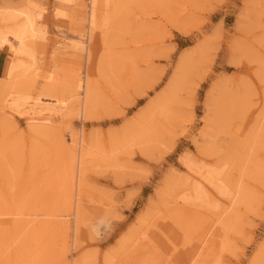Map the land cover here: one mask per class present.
Returning <instances> with one entry per match:
<instances>
[{"label":"rangeland","instance_id":"1","mask_svg":"<svg viewBox=\"0 0 264 264\" xmlns=\"http://www.w3.org/2000/svg\"><path fill=\"white\" fill-rule=\"evenodd\" d=\"M0 264H264V0H0Z\"/></svg>","mask_w":264,"mask_h":264},{"label":"bare ground","instance_id":"2","mask_svg":"<svg viewBox=\"0 0 264 264\" xmlns=\"http://www.w3.org/2000/svg\"><path fill=\"white\" fill-rule=\"evenodd\" d=\"M42 15V14H41ZM41 15L39 14L38 17L36 18H31L30 19V22H31V25H32V29L33 31L35 30V25H34V22L37 20V19H40ZM35 19V20H34ZM93 21V20H92ZM27 29V28H26ZM21 30V29H20ZM21 32V31H20ZM22 33V32H21ZM35 33V32H34ZM25 35V34H24ZM38 35V34H37ZM36 37V36H35ZM15 39L16 41L18 42H22V37L20 35H15ZM5 43H8L9 44V41H6V40H3L1 41V45H6ZM13 51H14V54H15V57H17V55H19L20 53H22V51L20 50H17L15 49L13 46ZM16 61H13V65L11 67V70H10V73H9V77L7 80H5L7 83H6V87L8 88L9 85L11 84V82L14 80L15 78V74L17 75L18 72L17 70L19 69V67H21L22 64H20L18 62V59H14ZM238 65V64H237ZM17 72V73H16ZM20 73V72H19ZM17 81V80H16ZM15 82V81H14ZM15 85V84H14ZM9 89V88H8ZM90 94V93H89ZM40 104V103H39ZM37 105V106H36ZM36 105H33L32 107H30L28 109V111H26V115H28L30 118H29V126L30 128L34 129V130H41V129H44L45 126H47L48 124H50L53 120L50 118V117H47V116H50V115H47L45 116V112H43L42 110L38 109L39 105L38 103ZM40 107H41V104H40ZM19 108V107H17ZM159 108V107H158ZM19 111V109H18ZM14 113L16 112V109L13 111ZM56 112V111H55ZM45 113V114H44ZM18 114V113H17ZM16 114V115H17ZM25 114V113H24ZM19 115V114H18ZM53 125V124H52ZM50 128V127H48ZM84 159V158H83ZM82 159V160H83ZM67 192V191H66ZM69 193V192H68ZM65 194V193H64ZM66 195V194H65ZM67 197V196H66ZM71 197V196H70ZM21 217V216H20ZM42 260V259H41Z\"/></svg>","mask_w":264,"mask_h":264}]
</instances>
